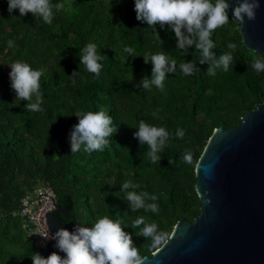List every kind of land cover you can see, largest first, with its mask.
Segmentation results:
<instances>
[{"label":"trees","instance_id":"trees-1","mask_svg":"<svg viewBox=\"0 0 264 264\" xmlns=\"http://www.w3.org/2000/svg\"><path fill=\"white\" fill-rule=\"evenodd\" d=\"M59 2L66 10L45 24L31 12L21 16L17 9L10 14L7 0H0V264H25L36 251L22 227L19 210L26 191L40 181L54 188L55 214L62 223L74 226L78 216L90 225L102 215L120 216L141 254L150 256L180 220L193 221L200 214L195 170L214 130L235 127L262 101L264 76L251 68V57L259 53L246 46L240 24L230 16L212 37L217 55L228 50L229 41L238 44L234 65L227 72L217 70L209 76L208 64L197 63L192 76L169 73L165 91L145 90L137 87L145 74L151 75V63L139 56L145 50L170 51L178 63L198 58L199 50L193 46L185 56L175 48L174 34L167 26L157 24V33L138 21L134 0ZM8 39L12 47L7 46ZM89 41L96 42L104 54L98 76L79 64V48ZM125 45L138 56L124 53ZM17 59L44 69L40 78L43 111H27L24 100L14 102L8 63ZM77 70L83 78L73 84L69 75ZM98 107L109 109L118 130L103 151L71 154L68 133L78 122L72 113ZM141 119L172 134L160 161H151L147 145L141 146L133 136ZM177 128L184 130L183 138L174 135ZM186 149L192 150L191 163L182 159ZM125 180L136 184L138 191L155 194L158 211L132 212L118 193ZM137 216L157 224L164 233L159 245L135 234L143 227H130Z\"/></svg>","mask_w":264,"mask_h":264},{"label":"clouds","instance_id":"clouds-1","mask_svg":"<svg viewBox=\"0 0 264 264\" xmlns=\"http://www.w3.org/2000/svg\"><path fill=\"white\" fill-rule=\"evenodd\" d=\"M8 11L11 14L17 10L21 16L31 12L34 17L39 16L45 24L53 22L56 13L64 9L59 0H7ZM261 7L260 0H134L136 19L146 23L148 27L156 30V25L170 29L175 37V48L184 52L185 56L194 46L199 50V57L192 60H181L179 63L173 59L170 51L145 50L144 62L151 63V75L145 74L138 82L137 87L150 90L153 87L161 92L165 91V80L169 73L176 75L192 76L197 71V63H207L206 74L215 76L217 70L227 72L230 65H234L233 53L238 44L229 41L227 51L217 55L215 52L216 41L212 38L216 29L222 28L231 18L244 24L245 20H254L257 10ZM66 10V9H64ZM15 16V15H13ZM157 32V30H156ZM158 33V32H157ZM159 35V34H158ZM8 47L13 46V41H6ZM129 57L138 56L127 45L122 48ZM194 55V54H193ZM79 64L83 65L86 72L99 75L103 68L104 54L98 50V44L89 41L79 48L77 53ZM10 65V87L15 93V101L24 100L27 111H43V98L40 91V78L44 74L42 67H33L25 60H14ZM251 68L261 73L264 69V53L251 57ZM72 83L77 82L80 70L73 71ZM158 111V110H157ZM78 122L69 129L68 140L70 152L79 151L91 153L103 151L109 144V139L118 130L113 123V117L107 107H98L95 110L74 111ZM155 115V113H154ZM133 127V126H132ZM133 136L141 146L147 145L148 157L151 161H160L161 153L169 146L171 133L163 126L146 122L141 119ZM174 135L184 137V130L177 128ZM192 150L186 149L183 154L185 163L192 162ZM120 195L128 203L132 212L136 210L156 213L158 197L147 191H138V186L130 181L120 183ZM119 196V195H118ZM78 223L70 231L60 227L55 232H50L49 226L45 231L38 233L44 240H55V248L47 256L33 251L30 255L33 264H144L145 256L133 242V234L126 231L129 227L127 221L117 215H102L91 224L76 217ZM143 225L135 234L150 239L152 244L159 245L164 238V233L158 229L157 224L149 223L143 216H137L132 221L131 228ZM64 253L62 256L60 253Z\"/></svg>","mask_w":264,"mask_h":264},{"label":"water","instance_id":"water-1","mask_svg":"<svg viewBox=\"0 0 264 264\" xmlns=\"http://www.w3.org/2000/svg\"><path fill=\"white\" fill-rule=\"evenodd\" d=\"M260 3L254 20L234 21L246 46L264 53V0ZM195 171L200 214L180 220L144 264H264V96L235 127L214 130ZM45 216L51 232L74 227L55 211ZM54 246L50 239L45 256L60 251Z\"/></svg>","mask_w":264,"mask_h":264},{"label":"built area","instance_id":"built-area-1","mask_svg":"<svg viewBox=\"0 0 264 264\" xmlns=\"http://www.w3.org/2000/svg\"><path fill=\"white\" fill-rule=\"evenodd\" d=\"M57 208V194L54 188L42 181L33 189L27 190L22 197L19 210L22 227L27 237L32 240L36 252L44 253L50 239L45 241L38 233L32 234V232L45 231L48 227L45 213L54 212ZM25 264H33V262L28 260Z\"/></svg>","mask_w":264,"mask_h":264},{"label":"rangeland","instance_id":"rangeland-1","mask_svg":"<svg viewBox=\"0 0 264 264\" xmlns=\"http://www.w3.org/2000/svg\"><path fill=\"white\" fill-rule=\"evenodd\" d=\"M0 61H1V56H0Z\"/></svg>","mask_w":264,"mask_h":264}]
</instances>
